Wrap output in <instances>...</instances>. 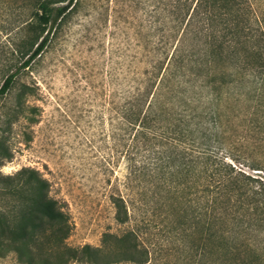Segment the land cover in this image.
Listing matches in <instances>:
<instances>
[{
    "label": "rangeland",
    "instance_id": "374dc122",
    "mask_svg": "<svg viewBox=\"0 0 264 264\" xmlns=\"http://www.w3.org/2000/svg\"><path fill=\"white\" fill-rule=\"evenodd\" d=\"M35 1L0 0V86L39 41L30 26ZM165 1L73 0L42 51L0 96V212L12 228L21 224L24 186L1 180L30 168L67 216L69 247H99L103 234L130 233L147 250L146 264H239L250 259L249 247H263L264 216L250 234L228 222L204 227L197 175H128L138 159L124 145L119 107L142 90L145 72L178 37ZM252 5L260 10L264 0ZM241 116L211 150L264 193V114ZM192 181L195 192L185 188ZM111 197L123 200L124 223L115 220ZM0 264L18 263L9 253Z\"/></svg>",
    "mask_w": 264,
    "mask_h": 264
},
{
    "label": "trees",
    "instance_id": "16d2710c",
    "mask_svg": "<svg viewBox=\"0 0 264 264\" xmlns=\"http://www.w3.org/2000/svg\"><path fill=\"white\" fill-rule=\"evenodd\" d=\"M75 2L35 1L36 23L30 26L39 41L21 54L24 60L3 80L0 96L9 90L17 71L42 51L52 28ZM164 9L178 37L162 61L145 72L142 90L119 107L124 145L135 150L138 159L128 167V175H197L204 227L228 222L250 234L264 216V193L248 187L250 178L225 164L211 144L224 136L225 126L233 132L234 120L241 115L264 114V7L255 9L252 0H166ZM12 180L24 186L25 207L16 228L0 212V256L11 253L18 264L148 262L147 250L130 233L103 234L99 247L67 246V216L48 196L47 181L30 168L1 182ZM195 187L192 181L185 188L195 192ZM110 199L115 220L124 223L123 200ZM248 251L250 259L239 264H264V243ZM207 253L203 247L201 259Z\"/></svg>",
    "mask_w": 264,
    "mask_h": 264
}]
</instances>
